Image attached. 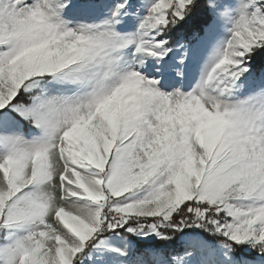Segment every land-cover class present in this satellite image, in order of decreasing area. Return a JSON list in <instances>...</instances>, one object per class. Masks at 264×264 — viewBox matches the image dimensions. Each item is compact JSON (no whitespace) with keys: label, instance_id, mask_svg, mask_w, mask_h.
I'll use <instances>...</instances> for the list:
<instances>
[{"label":"snow or ice","instance_id":"1","mask_svg":"<svg viewBox=\"0 0 264 264\" xmlns=\"http://www.w3.org/2000/svg\"><path fill=\"white\" fill-rule=\"evenodd\" d=\"M0 264H264V0H0Z\"/></svg>","mask_w":264,"mask_h":264}]
</instances>
